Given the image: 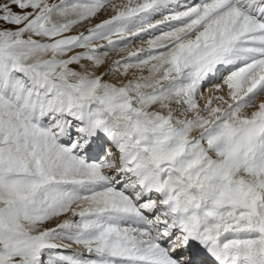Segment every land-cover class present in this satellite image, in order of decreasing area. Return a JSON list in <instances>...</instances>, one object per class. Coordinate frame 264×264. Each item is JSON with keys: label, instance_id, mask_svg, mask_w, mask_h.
Returning a JSON list of instances; mask_svg holds the SVG:
<instances>
[{"label": "snow or ice", "instance_id": "snow-or-ice-1", "mask_svg": "<svg viewBox=\"0 0 264 264\" xmlns=\"http://www.w3.org/2000/svg\"><path fill=\"white\" fill-rule=\"evenodd\" d=\"M0 264H264V0H0Z\"/></svg>", "mask_w": 264, "mask_h": 264}]
</instances>
